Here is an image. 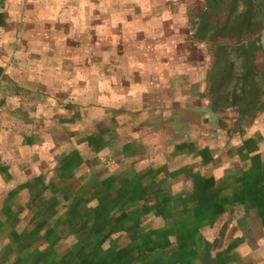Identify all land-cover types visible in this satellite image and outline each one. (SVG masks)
Here are the masks:
<instances>
[{"label": "crops", "instance_id": "obj_1", "mask_svg": "<svg viewBox=\"0 0 264 264\" xmlns=\"http://www.w3.org/2000/svg\"><path fill=\"white\" fill-rule=\"evenodd\" d=\"M235 6L0 3V264H264V53Z\"/></svg>", "mask_w": 264, "mask_h": 264}, {"label": "rangeland", "instance_id": "obj_2", "mask_svg": "<svg viewBox=\"0 0 264 264\" xmlns=\"http://www.w3.org/2000/svg\"><path fill=\"white\" fill-rule=\"evenodd\" d=\"M3 0H0V3L2 2ZM228 2V4H232L235 2V0H226ZM242 3L241 0H239V2L236 4L235 7H239V4ZM241 9H237L234 13L231 14L230 10H225L224 12H222L217 20L220 21V23L222 25H225L227 24L228 20L232 19V16H235L238 12H240ZM248 18V20L250 21V23L252 24L254 21H257L259 22L262 26L264 24V5L263 6H260L257 8V11H254V12H250L249 14H247L246 16ZM243 21H244V17L242 18ZM246 20V19H245ZM248 24V23H247ZM250 29V30H249ZM244 34V33H243ZM253 35H254V32H253V27L251 26L250 28H247L245 29V34L240 37L238 39L239 40H244V41H247V40H250L253 38ZM229 42L228 40L226 41L225 40V43Z\"/></svg>", "mask_w": 264, "mask_h": 264}, {"label": "trees", "instance_id": "obj_3", "mask_svg": "<svg viewBox=\"0 0 264 264\" xmlns=\"http://www.w3.org/2000/svg\"><path fill=\"white\" fill-rule=\"evenodd\" d=\"M219 1H220V0H219ZM238 1H239V0H235L234 4H237ZM241 1L244 3V5H245V7L247 8V10H248V11L250 10L251 12H252V10H254V9L257 11V8H258V7L264 5V0H241ZM243 17H244V22H246V20H248V18L246 17V15L243 16ZM245 19H246V20H245ZM245 29H247V28H246V26L244 25V26H241V27L239 28V31H244ZM262 29H263V26H262L260 23H257V24H256V31H257V34H258V41H259V43H260V35H261V31H262Z\"/></svg>", "mask_w": 264, "mask_h": 264}, {"label": "water", "instance_id": "obj_4", "mask_svg": "<svg viewBox=\"0 0 264 264\" xmlns=\"http://www.w3.org/2000/svg\"><path fill=\"white\" fill-rule=\"evenodd\" d=\"M260 46H261L262 51L264 53V28H263L261 35H260Z\"/></svg>", "mask_w": 264, "mask_h": 264}]
</instances>
